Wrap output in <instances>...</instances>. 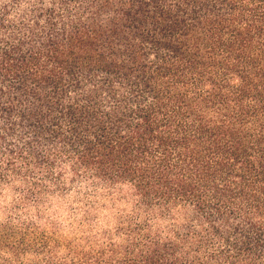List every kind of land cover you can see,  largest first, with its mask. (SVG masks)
<instances>
[{"label":"trees","instance_id":"trees-1","mask_svg":"<svg viewBox=\"0 0 264 264\" xmlns=\"http://www.w3.org/2000/svg\"><path fill=\"white\" fill-rule=\"evenodd\" d=\"M0 126L6 171L134 210L83 246L2 223L0 264H264V0H0Z\"/></svg>","mask_w":264,"mask_h":264},{"label":"rangeland","instance_id":"rangeland-1","mask_svg":"<svg viewBox=\"0 0 264 264\" xmlns=\"http://www.w3.org/2000/svg\"><path fill=\"white\" fill-rule=\"evenodd\" d=\"M31 135L27 133L26 136L31 138ZM0 136H3L0 139V153H3L0 174L6 175L0 180V224H29L37 233H44L55 241L80 246L88 242L104 243L109 236L119 238L118 225L126 217L133 216L134 210L127 203L117 202L115 191L95 184L89 174L73 175L65 160H58L53 170L47 172V168L36 166L37 159L29 162L18 159L14 162L18 173L6 171L8 168L3 162L8 156L4 153L14 146L25 148V145L24 140L22 145L17 144L18 137L13 133L9 136L2 126ZM43 148L46 147L38 145L37 154ZM35 182L39 183L37 192L32 189Z\"/></svg>","mask_w":264,"mask_h":264}]
</instances>
